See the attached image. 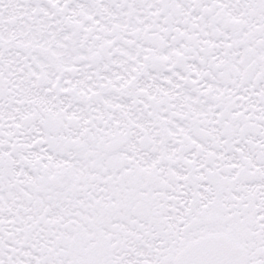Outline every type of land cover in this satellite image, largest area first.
I'll return each instance as SVG.
<instances>
[{
  "label": "snow or ice",
  "instance_id": "1",
  "mask_svg": "<svg viewBox=\"0 0 264 264\" xmlns=\"http://www.w3.org/2000/svg\"><path fill=\"white\" fill-rule=\"evenodd\" d=\"M0 264H264V0H0Z\"/></svg>",
  "mask_w": 264,
  "mask_h": 264
}]
</instances>
